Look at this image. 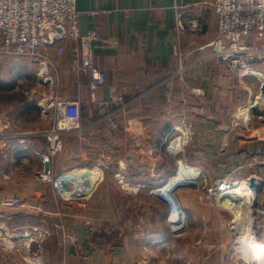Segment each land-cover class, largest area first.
Masks as SVG:
<instances>
[{
  "label": "crops",
  "instance_id": "0c3cea01",
  "mask_svg": "<svg viewBox=\"0 0 264 264\" xmlns=\"http://www.w3.org/2000/svg\"><path fill=\"white\" fill-rule=\"evenodd\" d=\"M203 1L76 0L82 33L98 32L94 60L106 71V81L92 91L71 53L59 56L49 49L58 93L81 102L87 130L66 135L63 152L48 166L36 155L49 144L52 119H45L37 104L48 86L37 83L24 95L0 94V135H6L0 136V173L7 176H0V196L24 201L20 210L0 214V264H231L226 246L236 236L229 218L241 207L237 196L229 194L228 204L217 207L194 184L178 187L174 195L183 216L175 211L183 225L174 226L176 233L172 206L158 191L179 173L180 161L211 181L264 177V122L253 116L248 124L239 118L242 111L235 113L253 98L239 70L214 58L175 75L180 60L197 61L204 55L201 47L217 35V14ZM190 18H199L202 29L190 31ZM24 58L30 60L0 56V68L5 60L25 73L30 64ZM33 65L38 73L39 63ZM112 92L130 106L98 122L95 100ZM174 133L183 145L176 154L167 146ZM254 157L261 162L246 165ZM75 167L87 168L83 178L92 184L69 200L37 176L44 169L56 175ZM255 199L254 226L261 221L264 186ZM33 228L47 231L32 241L34 254L18 234Z\"/></svg>",
  "mask_w": 264,
  "mask_h": 264
},
{
  "label": "built area",
  "instance_id": "2783aa9c",
  "mask_svg": "<svg viewBox=\"0 0 264 264\" xmlns=\"http://www.w3.org/2000/svg\"><path fill=\"white\" fill-rule=\"evenodd\" d=\"M203 3L217 14V35L201 47L205 49L204 55L197 61L186 63L180 60L175 75L184 74L195 63L214 58L221 59L227 62L232 69L239 70L242 82H245L244 80L251 75L255 76V70L264 75V0H204ZM187 24L190 31L202 29L199 18H190ZM97 37L96 30L82 33L76 0H0V56H24L37 61L40 65L37 73L38 83L49 88L37 103L43 115L52 118L51 128L46 133L49 144L44 151H36L38 159L44 166H48L53 158L63 152L66 135H83L87 130V126L82 120L81 102L58 93L56 77L50 71L52 61L49 57V49L55 48L59 56L71 53L74 66L83 76L90 78L91 90L95 91L102 87L106 81V71L94 60L93 40ZM263 75H260L261 78L255 76L259 80V87L264 83ZM30 92H32L30 89L24 88L25 94ZM95 101L99 114L98 122L110 120L114 113L125 112L130 106L129 101L115 92H112L108 99ZM114 106L115 110L112 109ZM253 116H257L264 122V111L260 115L253 114ZM250 121L251 118L248 124ZM0 136L6 137L5 134ZM179 139L180 137L175 136L170 139L167 145L174 154L183 149V145L179 146L178 144ZM259 162H261L260 158L254 157L250 162H246V165L251 167ZM183 164L190 166L187 162L180 161L179 172ZM84 169L87 168L75 167L57 175L44 169L40 170L37 176L43 181H50L57 194L62 199L69 200L82 196L70 194L69 190L87 186L83 178ZM94 173L96 172L94 171ZM96 174L93 189L97 182ZM0 176L7 178L5 174L0 173ZM255 176L259 178L257 175ZM259 179L264 180V177ZM213 182L209 181L208 176L202 170H197L184 182H176L173 178L169 183L170 189L167 192L162 190L161 194L169 199L172 212L179 209L182 214L174 191L181 186L201 185V190L205 192L208 200L217 207H224L222 198L225 196V192L236 185L238 180L226 176ZM165 187L167 185L162 189ZM23 205V198L19 195L0 196V214L6 208L14 211L20 210ZM258 213L261 216V221L254 226V242L260 245V250L264 253V208L260 209ZM182 225L180 224V226ZM177 228L174 227L175 232H177ZM45 235H47L46 230L33 228L25 230L24 234L20 236L29 240L26 245L28 251L32 253V241L36 240L38 236L43 238ZM238 242L239 239L236 236L235 244ZM236 249L239 251L237 246Z\"/></svg>",
  "mask_w": 264,
  "mask_h": 264
},
{
  "label": "bare ground",
  "instance_id": "6f19581e",
  "mask_svg": "<svg viewBox=\"0 0 264 264\" xmlns=\"http://www.w3.org/2000/svg\"><path fill=\"white\" fill-rule=\"evenodd\" d=\"M256 75H263L261 72L254 71ZM264 76V75H263ZM261 78V77H260ZM256 106V107H255ZM264 111V95L259 94L256 97L255 103L251 102L249 106L245 107L241 113H239V118L248 121L250 120L252 114L256 112H263ZM179 146H181V140L179 139ZM197 172L196 169H194L191 166L188 165H182L181 171L176 175L175 180L176 182H184L189 179V177ZM85 184H87V188L91 186V183L88 182V180H84ZM88 182V183H86ZM90 185V186H89ZM89 186V187H88ZM85 187V188H86ZM171 187L170 184H167V187L165 189L158 188V191H164L167 192ZM234 189L230 190L227 189L226 192H229V194H234L237 196L238 200L241 203L240 211L236 213L235 218L233 220L235 224V233L238 237H242L241 241L235 244V247L237 246L240 251V257L239 264H264V253L260 250V245L254 242V223L255 220L253 219V210H254V203H255V196L256 192L255 190L249 186L248 181L244 180L242 182L236 183L234 185ZM83 186L80 188L69 190L68 193H73L77 191H82V189H85ZM232 188V187H231ZM84 191V190H83ZM167 195H169L167 193ZM172 219L175 221V227L180 226L178 221H181L180 215L173 211L171 212ZM25 236V235H24ZM1 237V233H0Z\"/></svg>",
  "mask_w": 264,
  "mask_h": 264
},
{
  "label": "rangeland",
  "instance_id": "374dc122",
  "mask_svg": "<svg viewBox=\"0 0 264 264\" xmlns=\"http://www.w3.org/2000/svg\"><path fill=\"white\" fill-rule=\"evenodd\" d=\"M17 57H20V56H17ZM30 60H27V59H20V60H23V61H29V64H30V66H33L34 67V63H37V62H34L33 60H31V58H29ZM7 60V59H6ZM1 61V60H0ZM4 63H2V67L0 68V71H1V73H0V94H6V93H14V94H17V95H24L25 93H23L24 92V88L26 89V88H32V87H34V86H36L37 85V81H38V78H37V70H38V66L36 65L34 68L35 69H31L30 68V66H29V70L28 71H25V73L23 72V70H25V69H20V68H17V67H14V68H9V66L8 65H6L5 64V60L3 61ZM31 62H33V64L31 63ZM39 69H40V67H39ZM232 70V69H231ZM257 71V70H256ZM257 72H259V71H257ZM255 76H257V77H260V75H255ZM255 76H249V77H247L244 81V85L243 86H245V88H247V96H250L251 94H253V96L251 95V97H253L252 98V100H251V102H253V103H255V100H256V97H257V95H259L260 94V91H259V88H258V85H259V80H258V78H256ZM262 76V75H261ZM10 78H13V81H8ZM24 82V83H23ZM18 83V84H17ZM21 83H22V85H21ZM16 85V86H15ZM12 88H14V89H12ZM41 89H43L42 87H40ZM243 90V89H242ZM242 93H244V90L242 91ZM246 95V94H245ZM233 99V98H232ZM250 102V103H251ZM249 103V104H250ZM249 104L247 103V104H243V105H241V106H239L236 110H235V113H239L240 111H243V109L245 108V107H247V106H249ZM241 108V109H240ZM37 114V113H36ZM253 115V114H252ZM252 117V116H251ZM257 117V116H256ZM45 119H48V120H50V116H48V117H45ZM52 119V118H51ZM255 121H256V118L254 119ZM72 135V134H71ZM83 135H85V134H83ZM177 135H179V134H176V133H174L173 134V136L170 138V139H172L173 137H175V136H177ZM60 174V173H59ZM57 175V174H56ZM236 180H238V179H236ZM243 180H247V177H242V179L239 181L238 180V182L237 183H239V182H241V181H243ZM209 181H211V179H209ZM215 181V180H214ZM89 182V181H88ZM88 182H86V183H88ZM212 183H214L213 181H212ZM90 186V185H89ZM88 186V187H89ZM196 186V185H195ZM197 187V189H199V190H201L202 189V186L201 185H199V186H196ZM235 187H232V188H230L229 189V191L230 190H232V189H234ZM87 189V187L85 188V189H82V190H86ZM159 193L161 194V191H159ZM226 194H225V196L222 198V201H225V203L226 204H228V198H227V196L229 195V193L228 192H225ZM175 197H176V195H175ZM177 199V198H176ZM238 199V198H237ZM229 201H234V199H230ZM224 203V202H223ZM179 204V203H178ZM254 206V205H253ZM240 207L239 206H237V209L235 210V209H233L234 210V212H238V210H240L239 209ZM254 211V210H253ZM254 216V215H253ZM231 218H229V220H230V222H231V220L232 219H234L233 218V215L231 214V216H230ZM235 217V216H234ZM235 225H234V223H230V227H234ZM235 228V227H234ZM233 228V232L235 231V229ZM19 232V231H18ZM24 232L25 231H22V232H19L18 234L19 235H23L24 234ZM185 231H183V232H178V233H184ZM177 233V232H176ZM236 234V233H235ZM237 236V235H236ZM236 236L235 237H232V240L230 241V243H229V245H227L226 246V248H227V253L229 254V255H231V257H232V261H230L231 262V264H239V257H240V251H238L237 249H236V247H235V238H236ZM116 237V236H115ZM238 237V236H237ZM0 238H2V237H0ZM238 239H239V242L241 241V239H242V237H238ZM237 246H238V243H237ZM219 249H217V251H218ZM238 255V256H237ZM213 264V263H212ZM250 264V263H249Z\"/></svg>",
  "mask_w": 264,
  "mask_h": 264
},
{
  "label": "water",
  "instance_id": "95a60500",
  "mask_svg": "<svg viewBox=\"0 0 264 264\" xmlns=\"http://www.w3.org/2000/svg\"><path fill=\"white\" fill-rule=\"evenodd\" d=\"M261 94H264V83L262 84L261 86ZM256 107V106H255ZM261 112H256L254 113V115H260ZM248 184L250 187H252L255 192L258 194L262 189H263V186H264V180H260L259 178H257L255 175H252L249 177L248 179Z\"/></svg>",
  "mask_w": 264,
  "mask_h": 264
}]
</instances>
